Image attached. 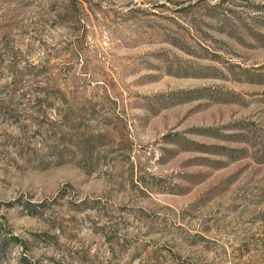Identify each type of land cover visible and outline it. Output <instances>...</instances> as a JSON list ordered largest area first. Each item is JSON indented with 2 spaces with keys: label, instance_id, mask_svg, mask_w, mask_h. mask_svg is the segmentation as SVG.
Wrapping results in <instances>:
<instances>
[{
  "label": "rangeland",
  "instance_id": "374dc122",
  "mask_svg": "<svg viewBox=\"0 0 264 264\" xmlns=\"http://www.w3.org/2000/svg\"><path fill=\"white\" fill-rule=\"evenodd\" d=\"M0 264H264V0H0Z\"/></svg>",
  "mask_w": 264,
  "mask_h": 264
}]
</instances>
